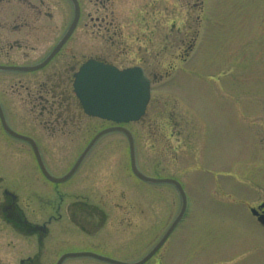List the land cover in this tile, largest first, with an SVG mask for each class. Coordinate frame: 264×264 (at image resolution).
Wrapping results in <instances>:
<instances>
[{
  "label": "flooded vegetation",
  "instance_id": "af4514ba",
  "mask_svg": "<svg viewBox=\"0 0 264 264\" xmlns=\"http://www.w3.org/2000/svg\"><path fill=\"white\" fill-rule=\"evenodd\" d=\"M65 1L59 9L62 19L55 21L41 0H0V264H80L82 257L113 264L81 254L90 251L55 249L53 243L98 229L133 247L147 239L141 197L131 196L132 203L129 197V174L136 176L126 131L132 134L134 161L141 171L130 123L153 118L146 111L135 122L87 114L74 82L90 60L118 70L140 68L151 84L157 76L164 81L179 59L186 61L190 45L178 53L174 20H132L129 0ZM158 3L149 2L146 13L155 16ZM164 3L173 10L176 0ZM118 133L127 145L121 153L110 146ZM102 140L105 144L98 148ZM74 178L79 180L73 183ZM155 184L162 214L156 241L126 262L139 261L158 242L141 264H170L177 258L176 233L183 221L174 220L182 196L172 182ZM167 198L174 204L173 217L162 227V201ZM253 206L264 212V207Z\"/></svg>",
  "mask_w": 264,
  "mask_h": 264
},
{
  "label": "rangeland",
  "instance_id": "374dc122",
  "mask_svg": "<svg viewBox=\"0 0 264 264\" xmlns=\"http://www.w3.org/2000/svg\"><path fill=\"white\" fill-rule=\"evenodd\" d=\"M41 1L55 21L62 19L65 0ZM151 1L129 0L131 19L174 20L178 53L195 41L167 81L154 77L145 114L153 119L130 123L141 171L174 175L188 195L176 233L177 258L170 264H264V227L249 212L264 201V0H176L173 10L160 0L155 16L146 13ZM111 143L115 153L127 149L119 133ZM128 180L131 203V196L141 197L145 207L144 244L133 247L98 229L76 238L64 235L54 248L131 261L152 246L162 215L156 184L132 173ZM162 202L164 227L174 204ZM80 264L109 263L82 257Z\"/></svg>",
  "mask_w": 264,
  "mask_h": 264
},
{
  "label": "water",
  "instance_id": "95a60500",
  "mask_svg": "<svg viewBox=\"0 0 264 264\" xmlns=\"http://www.w3.org/2000/svg\"><path fill=\"white\" fill-rule=\"evenodd\" d=\"M72 2L76 4V0H72ZM73 24H71L70 29ZM74 88L87 114L114 121L138 120L144 113L149 99V80L140 68L132 67L118 70L92 60L86 62L76 74ZM126 133L130 140L131 168L133 173L140 179L149 182H172L181 191L179 183L173 179L152 178L138 171L134 161L133 139L129 132L126 131ZM259 206H264V202ZM183 210L184 201L177 218L181 216ZM251 211L253 214L257 213L254 208ZM258 220L264 224V214L259 215ZM160 243L158 242L141 260L134 263L118 261L93 253L81 254H90L114 264H141L155 252Z\"/></svg>",
  "mask_w": 264,
  "mask_h": 264
}]
</instances>
